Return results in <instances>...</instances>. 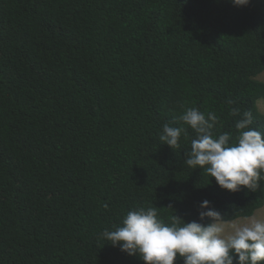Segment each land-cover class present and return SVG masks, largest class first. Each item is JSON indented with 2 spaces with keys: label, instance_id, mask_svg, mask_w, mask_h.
Returning a JSON list of instances; mask_svg holds the SVG:
<instances>
[{
  "label": "trees",
  "instance_id": "trees-1",
  "mask_svg": "<svg viewBox=\"0 0 264 264\" xmlns=\"http://www.w3.org/2000/svg\"><path fill=\"white\" fill-rule=\"evenodd\" d=\"M263 73L264 0H0V264H144L102 236L139 208L253 217L264 179L229 192L187 166L177 118L213 112L232 144L250 110L264 132Z\"/></svg>",
  "mask_w": 264,
  "mask_h": 264
},
{
  "label": "clouds",
  "instance_id": "clouds-1",
  "mask_svg": "<svg viewBox=\"0 0 264 264\" xmlns=\"http://www.w3.org/2000/svg\"><path fill=\"white\" fill-rule=\"evenodd\" d=\"M230 2L245 7L250 0ZM231 114L241 116L235 123L239 135L232 144L229 132L213 134L218 121L215 113L206 116L190 107L179 115L178 121L195 132L184 163L205 171L221 189L255 191L264 179V132L252 126V111L241 115L233 108ZM182 135H186L184 127L165 123L159 139L174 149L180 146ZM199 209V221L210 222H186L176 215L168 225L158 219L156 207L129 210L119 226L105 229L102 236L121 252L139 256L144 264H175L178 257L183 258V264H233L234 257L236 264H264V221L254 217L246 223L225 221L208 200L202 201Z\"/></svg>",
  "mask_w": 264,
  "mask_h": 264
},
{
  "label": "rangeland",
  "instance_id": "rangeland-1",
  "mask_svg": "<svg viewBox=\"0 0 264 264\" xmlns=\"http://www.w3.org/2000/svg\"><path fill=\"white\" fill-rule=\"evenodd\" d=\"M258 79L260 81H263L264 82V73L261 74ZM258 106L260 108V110L264 113V100H260L258 101ZM254 218L258 219V220H261V221H264V207L260 210H258L255 215L253 216ZM238 223H246L247 222V219H239V220H236ZM230 231V229H228Z\"/></svg>",
  "mask_w": 264,
  "mask_h": 264
}]
</instances>
